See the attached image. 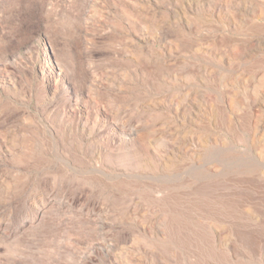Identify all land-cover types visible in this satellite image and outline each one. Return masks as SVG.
<instances>
[{"label": "rangeland", "instance_id": "obj_1", "mask_svg": "<svg viewBox=\"0 0 264 264\" xmlns=\"http://www.w3.org/2000/svg\"><path fill=\"white\" fill-rule=\"evenodd\" d=\"M0 264H264V0H0Z\"/></svg>", "mask_w": 264, "mask_h": 264}]
</instances>
